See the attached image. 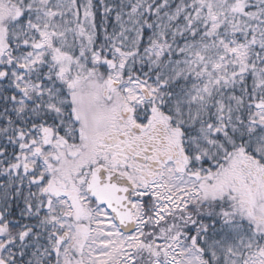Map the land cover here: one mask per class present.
<instances>
[{
  "label": "snow or ice",
  "instance_id": "6c2138e0",
  "mask_svg": "<svg viewBox=\"0 0 264 264\" xmlns=\"http://www.w3.org/2000/svg\"><path fill=\"white\" fill-rule=\"evenodd\" d=\"M0 264H264V0H0Z\"/></svg>",
  "mask_w": 264,
  "mask_h": 264
}]
</instances>
